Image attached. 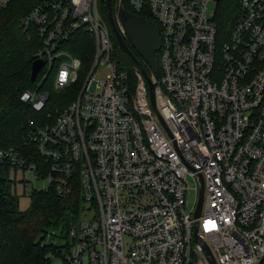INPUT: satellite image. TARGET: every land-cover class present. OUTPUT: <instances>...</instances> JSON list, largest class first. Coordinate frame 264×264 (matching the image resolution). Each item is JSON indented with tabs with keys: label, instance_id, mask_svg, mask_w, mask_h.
<instances>
[{
	"label": "built area",
	"instance_id": "1",
	"mask_svg": "<svg viewBox=\"0 0 264 264\" xmlns=\"http://www.w3.org/2000/svg\"><path fill=\"white\" fill-rule=\"evenodd\" d=\"M208 1L112 0L114 15L126 4L158 26L153 107L141 70L133 66L129 90L110 58L97 0H37L20 17L40 38L36 57L55 67L54 87L80 65L61 43L76 29L94 38L76 96L56 113L41 112L39 84L21 91L41 112L23 137L33 147L0 145V163L28 195L50 184L63 194L76 178V220L64 238L54 227L39 238L48 264H264V0H238L221 41Z\"/></svg>",
	"mask_w": 264,
	"mask_h": 264
},
{
	"label": "trees",
	"instance_id": "2",
	"mask_svg": "<svg viewBox=\"0 0 264 264\" xmlns=\"http://www.w3.org/2000/svg\"><path fill=\"white\" fill-rule=\"evenodd\" d=\"M37 0H10L0 11V145H25L33 147L31 141L23 137L28 131V119H38L41 112L51 110L56 113L62 106L74 98L80 88L84 75L90 66L94 50V38L82 29L74 30L60 47L79 58L80 65L74 81L66 86L54 88L50 82L53 66L47 70L42 66L34 80L30 79L31 62L40 46V38L35 28H23L20 17ZM213 18L218 32H229L239 9L238 0H217ZM124 8L128 9L126 4ZM97 11L106 19V7L103 0H97ZM142 14V13H141ZM148 17L146 14H142ZM112 41L110 58L126 72L128 89L132 90L136 76L133 66L141 68L149 75L151 70L144 59L133 49L128 40L126 44L133 52L136 63L116 44L113 32L108 26ZM157 57V53H154ZM43 73L45 74L43 77ZM47 90L45 105L40 113L20 100L19 95L25 88L37 86ZM41 87V88H42ZM37 159V157L35 158ZM17 182L10 175L9 165L0 163V264H48L46 252L48 246L40 245L39 238L48 227L59 231L65 237L67 226L76 220L80 206V197L76 178L70 184V190L59 193L54 185L37 188L29 194V204L19 206Z\"/></svg>",
	"mask_w": 264,
	"mask_h": 264
},
{
	"label": "water",
	"instance_id": "3",
	"mask_svg": "<svg viewBox=\"0 0 264 264\" xmlns=\"http://www.w3.org/2000/svg\"><path fill=\"white\" fill-rule=\"evenodd\" d=\"M106 7V19L113 32L116 44L118 47L127 53L133 62L136 63V58L133 52L130 50L129 46L126 44L124 38L128 40L133 49L144 59L150 69L157 73V58L154 53L158 49L160 44L158 26L157 24L149 19L144 18L139 14H135L126 10L125 8L118 6L115 15L111 6V0H103ZM116 20L121 26L123 33L120 32L116 25ZM45 60L36 57L31 62L30 79L34 80L37 76V72L43 66ZM141 73L145 79L148 90V99L151 106H154V95L153 86L154 83L151 81L149 75L144 71L143 68L140 69ZM198 200L197 206L195 208L194 214L196 215L199 210Z\"/></svg>",
	"mask_w": 264,
	"mask_h": 264
},
{
	"label": "rangeland",
	"instance_id": "4",
	"mask_svg": "<svg viewBox=\"0 0 264 264\" xmlns=\"http://www.w3.org/2000/svg\"><path fill=\"white\" fill-rule=\"evenodd\" d=\"M217 5H218V4H217L216 1L209 0V1H208V4H207L208 11H212V12H214V10L216 9V6H217ZM111 6L113 7V2H112V0H111ZM227 35H228L227 32H223V31L221 32V31H219V32H218V39H219L220 41H221V40H226V39H227ZM64 42H65V41H63L62 43H64ZM61 48H62V47H61ZM63 50H66V49L63 48ZM66 51H68V50H66ZM104 65H105L104 62L99 63V64L97 65L96 70L94 71L93 74H94V75H100V74L102 75V74L104 73ZM54 69H55V67H53L52 72L49 73V75L51 76V79H49V80H50V82H51V80H52V82H51L52 85H53ZM39 83H40V79L37 81V85H38ZM41 87H42V86H41ZM53 87H54V85H53ZM42 88H44V87H42ZM54 88H58V89H59V87H54ZM52 112H53V111H52ZM10 174H11V172H10ZM16 174H17V177L21 178L22 173H21V171H20L19 169L16 170ZM188 184L191 185L192 182L188 180ZM34 185L37 186V187L41 186V181H40V180H37V182H35ZM27 186H28V185H27ZM17 191H18V193L20 194V195H19V206H20V208H25V207H27V205L29 204V195H28L26 192H23V185H22L21 183H18V185H17ZM190 192H191L190 189H188V190H187V193H190ZM47 230H49V227L47 228ZM49 264H59V258H58V257L51 258Z\"/></svg>",
	"mask_w": 264,
	"mask_h": 264
}]
</instances>
